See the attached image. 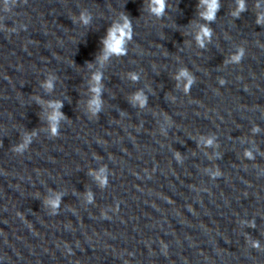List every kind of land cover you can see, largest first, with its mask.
<instances>
[{"label":"clouds","instance_id":"clouds-1","mask_svg":"<svg viewBox=\"0 0 264 264\" xmlns=\"http://www.w3.org/2000/svg\"><path fill=\"white\" fill-rule=\"evenodd\" d=\"M238 8L233 13L234 16H239L240 12H243L246 10L245 8V2L244 0H237ZM201 4L207 5V11L200 13L201 17L205 19L206 21H213L215 19L216 13L219 10V0H201ZM165 11V0H152V7L151 12L155 14L156 16H162ZM82 19L85 23L88 22V17L82 16ZM262 20H264V17L258 18L257 23H261ZM211 37V29L207 26H202L201 32L197 35L196 39L198 44L203 47L205 39H208ZM131 38V24L127 17H124V24L123 25H116L113 28L109 30L107 39L104 40V44L106 46V55L105 58H107L108 54H115V55H124L126 54V48L125 44L128 39ZM243 55V50L241 49L240 52L233 57V60L239 61L240 57ZM180 76H188V73L186 70H181ZM94 79L99 81L100 76L97 74ZM133 79H136L135 76H133ZM179 79V77H177ZM192 83L191 78H189L188 85H186V90L188 86ZM45 87L48 89L52 88L51 81L47 82L45 84ZM93 92H95L96 98L93 100V104L96 105V107H99V92L100 89L94 88ZM136 99L140 101L141 105L145 103V99L141 95H137ZM52 107L58 109L61 107L60 103L57 102L52 105ZM62 114L59 112H54L53 115L50 117V120L53 121V132H55V122L60 118ZM209 144H211V141H208ZM250 155V154H249ZM89 199H91V196L89 195ZM54 206L58 205V200L52 202ZM258 246V245H257Z\"/></svg>","mask_w":264,"mask_h":264}]
</instances>
